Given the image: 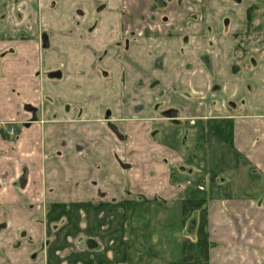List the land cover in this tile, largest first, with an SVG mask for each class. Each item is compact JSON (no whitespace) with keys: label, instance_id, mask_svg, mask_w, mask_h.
<instances>
[{"label":"crops","instance_id":"obj_1","mask_svg":"<svg viewBox=\"0 0 264 264\" xmlns=\"http://www.w3.org/2000/svg\"><path fill=\"white\" fill-rule=\"evenodd\" d=\"M127 200L192 231L116 264H264V0H0V264H82L63 211Z\"/></svg>","mask_w":264,"mask_h":264},{"label":"rangeland","instance_id":"obj_2","mask_svg":"<svg viewBox=\"0 0 264 264\" xmlns=\"http://www.w3.org/2000/svg\"><path fill=\"white\" fill-rule=\"evenodd\" d=\"M45 48H48V45ZM44 75L48 78L53 76L47 70ZM14 136V133L6 134L8 139ZM222 160L227 163L228 153L224 154ZM226 171H223V175L228 173ZM63 214L64 219H68V226L65 228L72 236L79 234L82 240L90 237L99 243L98 249L90 253H79L75 250L71 253L70 260L81 259L82 264L120 263L126 254L125 250L135 246H141L146 252L151 247L160 251L161 256L166 252L163 250L165 246H170L174 248L175 255H178L176 247L179 245L177 246L176 242L180 241L182 236H191L192 231L188 222L187 232H184L187 223L181 222V211L171 209L158 201L98 202L75 209L72 207L64 210ZM152 241L156 243L153 244ZM191 247L192 244L189 243V251ZM109 251L112 252V257L109 256ZM148 263L147 260L146 264Z\"/></svg>","mask_w":264,"mask_h":264},{"label":"flooded vegetation","instance_id":"obj_3","mask_svg":"<svg viewBox=\"0 0 264 264\" xmlns=\"http://www.w3.org/2000/svg\"><path fill=\"white\" fill-rule=\"evenodd\" d=\"M159 1L156 0V2H159ZM43 38H45L46 43H44ZM39 44H40L41 48L48 45V39H47V37L45 35L40 36V38H39ZM1 126L5 128V132H6L5 134H7V135H11L13 133L16 134L15 125L13 123H2ZM89 241H93V240H88V242ZM88 242H87V246H88ZM95 245L96 244L94 243V246ZM93 247H89L88 246V248H93Z\"/></svg>","mask_w":264,"mask_h":264},{"label":"water","instance_id":"obj_4","mask_svg":"<svg viewBox=\"0 0 264 264\" xmlns=\"http://www.w3.org/2000/svg\"><path fill=\"white\" fill-rule=\"evenodd\" d=\"M157 1H159V0H157ZM43 40H44V43H46L45 38H43ZM109 127H110V129H111L113 132H115V134L118 135V132H117V130L115 129L114 126L109 125ZM23 181H24V178H22V180H21V184L23 183ZM88 246H89V247H93V246H94V242H93V241H89V242H88Z\"/></svg>","mask_w":264,"mask_h":264},{"label":"trees","instance_id":"obj_5","mask_svg":"<svg viewBox=\"0 0 264 264\" xmlns=\"http://www.w3.org/2000/svg\"><path fill=\"white\" fill-rule=\"evenodd\" d=\"M250 9V8H249Z\"/></svg>","mask_w":264,"mask_h":264}]
</instances>
